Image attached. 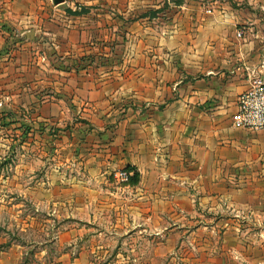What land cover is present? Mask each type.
Listing matches in <instances>:
<instances>
[{"label": "crops", "instance_id": "crops-1", "mask_svg": "<svg viewBox=\"0 0 264 264\" xmlns=\"http://www.w3.org/2000/svg\"><path fill=\"white\" fill-rule=\"evenodd\" d=\"M13 68L15 110L62 133L31 195L58 203L61 245L92 225L180 264H264V130L233 124L264 78V0H0ZM127 166L138 182L115 179Z\"/></svg>", "mask_w": 264, "mask_h": 264}, {"label": "rangeland", "instance_id": "rangeland-1", "mask_svg": "<svg viewBox=\"0 0 264 264\" xmlns=\"http://www.w3.org/2000/svg\"><path fill=\"white\" fill-rule=\"evenodd\" d=\"M6 72L0 78V250L16 252L21 264H71L75 258L77 264H180L181 255L157 248L159 239L100 236L92 225L71 245L60 244L55 236L65 224L60 209L54 211L58 203H39L31 195L47 178L57 148L52 139L62 133L52 124L44 136L46 126L35 122V111L15 110V68ZM66 224L76 229L75 221Z\"/></svg>", "mask_w": 264, "mask_h": 264}, {"label": "built area", "instance_id": "built-area-1", "mask_svg": "<svg viewBox=\"0 0 264 264\" xmlns=\"http://www.w3.org/2000/svg\"><path fill=\"white\" fill-rule=\"evenodd\" d=\"M58 1L65 2L68 0ZM242 35L243 31L239 30L238 36ZM237 107V111L233 114L235 126L264 130V78L260 73L253 71L249 87L238 96ZM133 173L132 169L128 170L125 167L118 169L114 173V177L120 183H130Z\"/></svg>", "mask_w": 264, "mask_h": 264}, {"label": "trees", "instance_id": "trees-1", "mask_svg": "<svg viewBox=\"0 0 264 264\" xmlns=\"http://www.w3.org/2000/svg\"><path fill=\"white\" fill-rule=\"evenodd\" d=\"M174 2L176 3V4H180V3H182L183 2V0H174ZM167 7V4H165L162 8L163 9H165ZM161 8V9H162ZM161 9H159V10H161ZM52 129V128H51ZM52 133H54L55 131H54V129H53V131H51ZM128 170H130V169H133L131 166H127L126 167ZM134 170V169H133ZM138 180H139V173H138V171L137 170H134V173H133V175L131 176V179H130V182L131 183H136V182H138Z\"/></svg>", "mask_w": 264, "mask_h": 264}, {"label": "water", "instance_id": "water-1", "mask_svg": "<svg viewBox=\"0 0 264 264\" xmlns=\"http://www.w3.org/2000/svg\"><path fill=\"white\" fill-rule=\"evenodd\" d=\"M33 33H34L33 31L29 32V36L31 37L33 35Z\"/></svg>", "mask_w": 264, "mask_h": 264}]
</instances>
